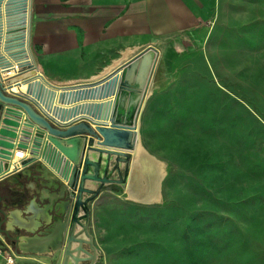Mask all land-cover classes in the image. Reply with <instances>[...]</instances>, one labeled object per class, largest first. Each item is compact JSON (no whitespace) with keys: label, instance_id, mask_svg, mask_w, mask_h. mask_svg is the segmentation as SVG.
<instances>
[{"label":"rangeland","instance_id":"obj_1","mask_svg":"<svg viewBox=\"0 0 264 264\" xmlns=\"http://www.w3.org/2000/svg\"><path fill=\"white\" fill-rule=\"evenodd\" d=\"M211 8L201 34L161 44L139 114L159 198L112 203L94 264H235V247H264V0Z\"/></svg>","mask_w":264,"mask_h":264},{"label":"water","instance_id":"obj_2","mask_svg":"<svg viewBox=\"0 0 264 264\" xmlns=\"http://www.w3.org/2000/svg\"><path fill=\"white\" fill-rule=\"evenodd\" d=\"M25 6V0H0V233L13 242L0 238L1 248L18 264H94L97 249L89 232L88 203L103 184L127 183L137 122L159 51L147 45L94 80L53 85L24 51ZM7 69L14 74H5ZM13 147L25 153L18 171L10 169ZM89 152L96 158L90 159ZM31 172L52 184L62 200L61 221L51 229L47 247L17 244L20 233L6 223L12 193L6 181Z\"/></svg>","mask_w":264,"mask_h":264},{"label":"crops","instance_id":"obj_3","mask_svg":"<svg viewBox=\"0 0 264 264\" xmlns=\"http://www.w3.org/2000/svg\"><path fill=\"white\" fill-rule=\"evenodd\" d=\"M212 6L213 0H30L29 49L37 72L51 84L87 82L108 73L147 45L159 51L167 39L182 40L201 34L204 23L214 14ZM12 150L24 153L15 147ZM96 156L97 153L89 152L90 159ZM113 158H109L108 169ZM132 161L125 185L105 183L88 203L89 232L95 247L103 245L114 212L113 202L151 203L159 198L163 164L142 147L139 136ZM119 166L122 170L123 164ZM6 182L12 192L5 209L6 223L9 229L20 233L17 244L47 247L51 229L61 221L58 207L62 200L55 187L32 172L11 176ZM25 191L30 193L27 198L23 197ZM0 238L13 243L3 233ZM1 247L2 244L0 250L5 255L7 251ZM200 248L201 252L206 251V247ZM238 248L235 247V264H264V247ZM209 262L204 255L196 260V264ZM154 263L162 264L161 252Z\"/></svg>","mask_w":264,"mask_h":264},{"label":"bare ground","instance_id":"obj_4","mask_svg":"<svg viewBox=\"0 0 264 264\" xmlns=\"http://www.w3.org/2000/svg\"><path fill=\"white\" fill-rule=\"evenodd\" d=\"M25 3H26V10H25V23H24V26H23V30H22V33H23V43H24V51L27 55V59L30 63H33V59L31 57V53H30V49H29V44H28V27H29V5H30V0H25ZM8 58V57H7ZM9 59V58H8ZM10 60V59H9ZM118 66V65H117ZM14 68L18 69L17 67V64L14 63ZM114 69V68H113ZM112 70V69H111ZM110 70V71H111ZM7 75H13L14 74V70L13 69H7L5 71ZM12 89L15 91L17 90V87L13 86ZM137 141H138V138H137ZM136 147H137V143H136ZM139 148V147H138ZM141 150V148H140ZM139 150V151H140ZM139 153V152H137ZM21 154H19L20 156ZM144 156V155H143ZM145 157V156H144ZM146 158V157H145ZM139 163V162H138ZM142 167V166H141Z\"/></svg>","mask_w":264,"mask_h":264},{"label":"built area","instance_id":"obj_5","mask_svg":"<svg viewBox=\"0 0 264 264\" xmlns=\"http://www.w3.org/2000/svg\"><path fill=\"white\" fill-rule=\"evenodd\" d=\"M19 154H21V155L19 156ZM14 155L15 156L12 159V162H13L14 165H13V167L11 166L10 169L13 168V170L18 171L19 169L22 168V164L20 163V161L25 157V153L15 152ZM2 253L3 252L0 250V256H2L4 264H18V263L15 262V260L13 259L11 254H9L7 252L5 255H2Z\"/></svg>","mask_w":264,"mask_h":264}]
</instances>
